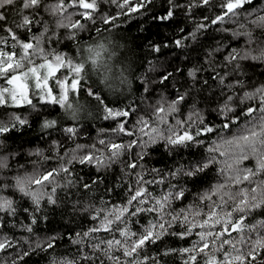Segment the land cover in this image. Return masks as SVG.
Returning <instances> with one entry per match:
<instances>
[{
  "label": "snow or ice",
  "instance_id": "snow-or-ice-1",
  "mask_svg": "<svg viewBox=\"0 0 264 264\" xmlns=\"http://www.w3.org/2000/svg\"><path fill=\"white\" fill-rule=\"evenodd\" d=\"M15 2L16 0H0V9ZM168 2L170 7L166 14L154 19L161 22L171 21L175 9L182 7L175 4L174 0ZM111 3L120 9L119 15H128L138 13L142 9L146 10L151 0H111ZM251 3L252 0H219L217 5L214 0H190L187 10L190 13L193 8L218 6L219 11L211 19V24L237 23L240 29L245 30L233 31V36H246L249 44L253 45L256 42L248 25L264 29V15L252 18V14L247 13L243 21L237 20L245 6ZM40 5L41 0H23L21 12L24 9H38ZM47 7L52 15L58 14L61 17L57 28L82 30L84 24L80 20L73 22V14L68 12V8L83 9L79 15L84 19H92L98 3L97 0H71V3L66 5L64 0H58ZM5 19L3 12H0V21ZM114 19L110 16L105 17L104 23L107 24ZM203 19L207 21L208 17ZM32 23L28 15H23L16 27L31 31ZM207 27V23L197 24L192 32L181 35L171 43L163 44V47L169 48L174 44L176 48L187 49L189 47L187 41L197 42L198 33ZM6 31L14 41L12 48L15 49L19 45L22 52L19 58H16L15 51L9 52L0 48V77L5 78L6 85L10 86H0V105L7 104L10 97L14 106L27 104L36 109L37 105L33 104L31 99L35 96L43 104H59L63 108L69 93L78 89L83 65L73 64L70 60L66 61L62 54L49 53L41 47V41L48 32L47 27L39 36L33 34L28 42L21 41L12 28ZM179 31L183 34L185 30L180 28ZM3 43H7V40L0 39V44ZM261 44L264 42L243 51L232 49L218 66L214 63V57L222 49L210 50L206 54V62L214 73L211 79L218 82L219 93L208 89L210 94L205 96L209 80L205 79L201 83L197 79V72L203 69H190L188 75L193 80L191 89L183 92L177 89L171 98L161 93L155 103H149L144 114L137 118L131 128L128 127V120L117 122V126L111 131L116 137L122 135L131 137L127 143L116 142L111 138L99 139L92 145L76 144L63 155H60L57 144L56 157L45 156L40 150L30 153L45 161L57 159V165L44 169L39 166L38 161H34L37 167L31 173L14 178L12 187L23 197L28 198L33 206L32 209L28 207L23 209L31 216V223L26 226V231L33 233L32 225L38 223L34 212L41 209V202L56 205L58 191L71 186V180L62 185L59 179L62 175L65 177L71 175L69 165L78 163L94 167L100 172L102 169L122 164L121 171L135 179L127 182L126 200L123 203L96 208L91 219L99 221L98 225L76 234L78 239L73 240V243L85 245V241H88L85 246L91 250V255L88 252L80 253L81 260L89 264H96L97 261L99 264H106V260L111 264H145L150 260L148 255L143 254L148 245L164 243L166 237H175L179 240L195 237L191 239L189 247L168 251L178 252L184 257V264H264V218L257 219L264 217V84L255 87L254 90L245 91V83L240 79L243 75L241 61L251 59L264 62V46ZM150 47L155 52L161 51L160 44H151ZM257 48L258 54H254ZM192 51H196V48ZM37 58H43V62L36 64L34 61ZM24 62L30 65L26 71L8 75L10 72L16 73V70L23 69ZM62 68L69 69L72 79L70 85L67 78L56 79L60 89V95L57 97L49 87V81L56 78V73ZM171 75V73L163 75L159 83L165 84ZM197 97L203 104L215 105L214 111L224 121L219 129L205 120L202 109L197 106ZM185 107L189 109L186 115ZM134 112L135 109L130 112L127 109L105 108L104 118L113 120L119 117L127 118ZM27 123V119L19 116L7 122L0 121V136L19 131V128ZM55 125V121L49 120L42 123L44 129L53 128ZM234 127L237 128V132L231 138L224 135L226 131L231 133ZM64 131L69 137L76 134L72 127ZM208 134H216L219 138L206 146ZM157 144L162 145L166 153L172 157L180 155L184 150H189V156L193 157L196 152L192 150H199L202 147L205 154L187 163H180L167 172L155 167L147 169L140 161L145 160L148 155L145 150ZM135 148L141 151L135 153L133 157ZM126 153L131 158L124 159ZM218 157L228 159L221 162ZM250 158L255 160L254 167H238ZM218 165L221 166L217 167ZM6 166V163L0 160V168ZM137 168L140 171H136ZM213 170L216 171L215 183L201 191L200 187L208 181V174ZM149 176L152 178L148 179ZM153 185L165 187L159 194H155L149 187ZM8 187L9 185L5 184L0 191ZM189 195L193 196V199L185 204ZM0 213L9 216L16 214L11 198L0 195ZM146 218L147 222L144 223ZM101 232L107 233L111 238L98 237L96 234ZM55 239L37 238L32 241L24 238L22 243L28 247L18 252L16 257L12 258L11 264H17V261L27 264L25 257L37 251L46 252L53 249ZM20 244L19 240L0 239V252L15 249ZM167 254L166 251L165 255ZM50 264H77V261H57L53 258ZM152 264L159 262L152 259Z\"/></svg>",
  "mask_w": 264,
  "mask_h": 264
},
{
  "label": "trees",
  "instance_id": "trees-1",
  "mask_svg": "<svg viewBox=\"0 0 264 264\" xmlns=\"http://www.w3.org/2000/svg\"><path fill=\"white\" fill-rule=\"evenodd\" d=\"M56 2L58 0H41L38 9H24L21 12L23 0H16L13 5L0 9V12H3L6 17L4 21H0V39L7 40V43L0 44V48L9 52L15 51L16 58H19L22 50L19 45L15 49L12 48L14 41L8 36L6 29L12 28L21 41L28 42L33 34L39 36L47 27L48 32L41 41V47L46 52L62 54L66 61L70 60L73 64L83 65L78 89L71 92V97L80 99L79 108L75 110L72 117L64 116L65 106L61 108L59 104H43L35 96H32L31 99L33 104L37 105L36 109L27 104L14 106L10 97L7 104L0 105V121L7 122L15 116L28 121L26 125L19 128V131H12L0 136V160H3L7 165L0 168V188L5 184L9 185L8 188L0 191V195L11 198L16 208L14 216L0 213V223H2L0 239L9 238L13 241H21V244L15 249H6L0 252V264H11L12 258L28 247L22 243L24 238L35 241L37 238L46 240L52 237L56 238L53 249L30 254L29 257H25L27 264H50L53 258L57 261L75 260L77 264H89V262L80 259L82 252H88L91 255L90 248L85 246L89 242L85 241V245L74 244L73 240L78 239L76 234L98 225L99 221L91 219L96 208L123 203L126 200L127 182L130 179H135L121 171L122 164L113 165L100 172H97L94 167L78 163L69 165L72 170L71 175L67 177L62 175L59 179L62 185L71 180V186L58 191L56 205H47L46 202H41V209L34 212L38 223L32 225L33 233L30 234L26 231V226L31 223V216L23 209L25 207L32 209L33 206L28 198L23 197L12 187L14 178L31 173L37 167L33 163L34 161H38L39 166L44 169L57 165V159L45 161L38 156L30 155V153L40 150L45 156L56 157L57 144L60 155H63L64 152L74 148L76 144L92 145L99 139L111 138L116 142L127 143L132 139L131 137L123 135L116 137L111 131L117 126V122L128 120V127L131 128L137 118L144 114L149 103H155L161 93L171 98L176 94L177 89L180 92L191 89L193 80L188 75L190 69H203L197 72V79L201 83L205 79L209 80L208 88L204 92L205 96L210 94L208 89L219 93L218 82L211 79L214 73L206 62V54L210 50L222 49L214 57V63L218 66L232 49L243 51L264 42V29L248 25L256 42V44L250 45L246 36H233V31L245 30L240 29L237 23L211 24V19L219 11L218 6L215 8L211 5L193 8L189 13L187 5L190 0H174L175 4L182 7L175 9L172 20L168 22L154 19V17L166 14L170 7L168 0H151V4L146 10L142 9L138 13L128 15H119L120 9L116 4L111 3V0H97L98 7L93 12L92 19H84L79 15L84 11L83 9L68 8V12L73 14V22L80 20L84 24L85 27L82 30L56 27L61 17L58 14L52 15L47 7ZM214 2L219 4V0H214ZM64 3L70 4L71 0H64ZM247 13H251L252 18L264 15V0H252V3L246 5L241 11L237 20L243 21ZM23 15H28L33 21L31 31L16 27L21 22ZM109 16L115 19L107 24L104 23V18ZM204 17H208V20L205 21ZM200 23H207L208 27L198 33L197 42L187 41L189 45L187 49L176 48L174 44L169 48L163 47V44L171 43L181 35L192 32ZM180 28L185 30L183 34L179 31ZM109 42H111L112 48H108ZM33 43L35 42L33 41ZM151 44H160L161 51L159 53L153 51L150 47ZM193 48H196V51H192ZM97 49L115 50L113 52L116 54L118 72L125 83L120 82L117 86L107 85L102 83L97 75H91L92 65H94L93 55ZM258 51L259 48L254 54H258ZM48 58L51 59V56ZM34 62L42 63L43 58H37ZM24 63L25 67L16 70L17 74L26 71L30 66L27 62ZM241 64L243 75L240 76V79L245 83V91L254 90L255 87L264 84V62L249 59L241 61ZM60 70L66 73L67 82L70 85L72 75L69 69L62 68ZM168 73L172 74L170 79L165 84H160L161 77ZM13 74L15 73L10 72L8 75ZM54 80L49 81L53 94L56 91ZM0 86H8L3 77H0ZM146 88L148 91H145ZM55 96L57 95L55 94ZM197 100V106L202 109L208 124L219 129L224 121L214 111L215 105L203 104L199 101V97ZM105 108L127 109L130 112L135 109V112L127 118L105 119ZM188 111L189 109L185 107V115ZM45 120L55 121L56 125L53 128L44 129L42 123ZM241 126H243V118ZM68 127L74 128L76 134L69 137L64 131ZM236 132L237 128L234 127L231 133L226 131L224 135L231 138ZM218 138L216 134H208L205 145L207 146ZM97 147H99L98 144ZM140 151L139 148H135L132 156L134 157L135 153ZM145 151L148 155L140 163L147 169L155 167L164 172L174 169L180 163H187L189 160L200 158L205 154L202 147L199 150H192L196 152L193 157L189 156V150H184L180 155L172 157L160 144L153 145ZM129 158L131 157H128L126 153L124 159ZM218 159L223 162L228 158L218 157ZM219 166L221 165L217 167ZM254 166L255 160L250 158L243 161L238 167L251 168ZM136 171H140V169L137 168ZM208 177V181L200 187L201 191L211 183H215L216 171L209 172ZM151 178V176L148 177V179ZM149 187L155 194H159L165 186L153 185ZM192 199L193 196L189 195L185 204ZM261 218L264 217H257V219ZM143 222L146 223L147 218ZM96 235L100 238H111L103 232ZM191 239H195V237ZM191 239L179 240L175 237H166L164 243L157 242L155 245H148L143 250V254L148 255L150 260L145 264H152V259L158 261L159 264H184V257L178 252L168 250L189 247ZM166 251L167 255H165ZM115 254L120 255V253ZM17 264H23V262L17 261ZM96 264L99 262L97 261ZM106 264H111V262L106 260Z\"/></svg>",
  "mask_w": 264,
  "mask_h": 264
},
{
  "label": "rangeland",
  "instance_id": "rangeland-1",
  "mask_svg": "<svg viewBox=\"0 0 264 264\" xmlns=\"http://www.w3.org/2000/svg\"><path fill=\"white\" fill-rule=\"evenodd\" d=\"M103 44V43H102ZM108 48H112L111 42H109ZM114 49H97L95 54L93 55V64L91 69V75H97L98 79L102 83H106L107 85H115L117 86L118 83L124 82L125 80L120 77V72H118V64L116 54L113 52ZM98 54V55H97ZM17 74V73H15ZM65 79L66 73L64 71L59 70L56 73V78H54V84L56 87L55 94L57 96L60 95V89L56 83V79ZM124 80V81H123ZM68 83V82H67ZM49 87L50 84H49ZM54 93V92H53ZM54 94V95H55ZM78 97H71V92L69 93V98L65 104L64 116L65 117H72L75 110L79 108V101Z\"/></svg>",
  "mask_w": 264,
  "mask_h": 264
}]
</instances>
